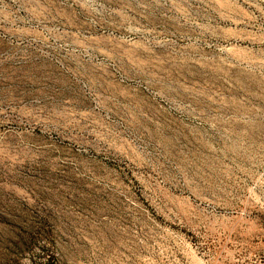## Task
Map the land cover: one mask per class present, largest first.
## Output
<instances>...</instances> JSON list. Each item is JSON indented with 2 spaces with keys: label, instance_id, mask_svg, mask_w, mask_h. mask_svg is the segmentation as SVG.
<instances>
[{
  "label": "rangeland",
  "instance_id": "rangeland-1",
  "mask_svg": "<svg viewBox=\"0 0 264 264\" xmlns=\"http://www.w3.org/2000/svg\"><path fill=\"white\" fill-rule=\"evenodd\" d=\"M0 264H264V0H0Z\"/></svg>",
  "mask_w": 264,
  "mask_h": 264
}]
</instances>
